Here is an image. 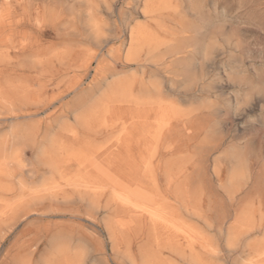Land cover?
Returning a JSON list of instances; mask_svg holds the SVG:
<instances>
[{"label":"rangeland","instance_id":"374dc122","mask_svg":"<svg viewBox=\"0 0 264 264\" xmlns=\"http://www.w3.org/2000/svg\"><path fill=\"white\" fill-rule=\"evenodd\" d=\"M263 87L264 0H0V264H264Z\"/></svg>","mask_w":264,"mask_h":264},{"label":"bare ground","instance_id":"6f19581e","mask_svg":"<svg viewBox=\"0 0 264 264\" xmlns=\"http://www.w3.org/2000/svg\"><path fill=\"white\" fill-rule=\"evenodd\" d=\"M185 5V4H184ZM137 6V5H136ZM182 6V5H181ZM215 6V5H214ZM207 8V7H206ZM259 9V8H258ZM100 13V12H99ZM223 19V18H222ZM231 24V23H230ZM117 25V24H116ZM123 28V27H122ZM108 33V32H107ZM258 33V32H257ZM182 36V35H181ZM180 37V36H179ZM185 40V39H184ZM196 40V39H195ZM180 41V40H179ZM186 41V40H185ZM190 41V40H189ZM188 41V42H189ZM179 43V42H178ZM180 44V43H179ZM169 46V45H168ZM197 53V52H196ZM110 54V53H109ZM154 54V53H153ZM134 56V55H133ZM241 57V56H240ZM233 60V59H232ZM171 61V60H170ZM192 63V62H191ZM194 63V62H193ZM233 64V63H232ZM126 65V64H125ZM154 65V64H153ZM234 65V64H233ZM191 66V65H190ZM225 66V65H224ZM229 69V68H228ZM202 70V69H201ZM231 71V70H230ZM184 72V71H183ZM189 72V71H188ZM165 73V72H164ZM260 74V73H259ZM237 75V74H236ZM262 77V76H261ZM261 84V83H260ZM251 85V84H250ZM159 87V86H158ZM264 88V87H263ZM197 94V93H196ZM239 94V93H238ZM93 96V95H92ZM193 99V98H192ZM212 100V99H211ZM194 101V100H193ZM63 114V113H62ZM59 120V119H58ZM17 123V122H16ZM73 124V123H72ZM48 134V133H47ZM244 145V144H243ZM10 148V147H9ZM242 149V148H241ZM48 218V217H47ZM216 230V229H215ZM18 234V233H17ZM10 236V235H9ZM6 239V238H5ZM192 242V241H191ZM211 252V251H210ZM209 252V253H210ZM212 255V254H211ZM214 255V254H213ZM254 264V263H253Z\"/></svg>","mask_w":264,"mask_h":264}]
</instances>
